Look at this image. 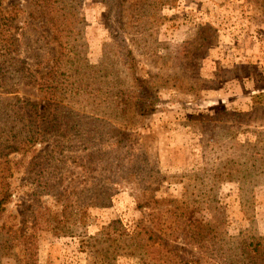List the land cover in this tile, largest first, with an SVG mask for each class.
I'll list each match as a JSON object with an SVG mask.
<instances>
[{
  "label": "rangeland",
  "instance_id": "obj_1",
  "mask_svg": "<svg viewBox=\"0 0 264 264\" xmlns=\"http://www.w3.org/2000/svg\"><path fill=\"white\" fill-rule=\"evenodd\" d=\"M118 2L78 0L56 27L29 16L31 0H0L9 48L34 73L19 81L9 65L0 127L18 120L16 98L45 106L36 83L56 58L71 73L50 139L0 156V195L13 192L0 221L30 233L36 208L41 222L85 219L75 233L34 229L35 264H102L106 250L113 264H153L127 254L120 230L168 232V209L184 206L206 225L199 243L172 241L188 264H238L264 243V0H123L120 22ZM12 251L0 264H20Z\"/></svg>",
  "mask_w": 264,
  "mask_h": 264
},
{
  "label": "trees",
  "instance_id": "obj_2",
  "mask_svg": "<svg viewBox=\"0 0 264 264\" xmlns=\"http://www.w3.org/2000/svg\"><path fill=\"white\" fill-rule=\"evenodd\" d=\"M78 0H31L32 8L29 11V16L37 19H41L49 26H57L64 20L66 15L65 11H70L71 7H74ZM123 0L118 2V21L120 22V11ZM1 10V9H0ZM4 12H9L7 15L0 13V86L2 91L0 94H6L12 92L7 90L4 85V81L8 79L9 65L12 63L11 77L18 78L19 81H28L31 76L34 75L27 60L23 57H18L14 54L16 50L10 49L9 40L11 38L10 22L14 19V14L11 16L12 11L4 9ZM125 59L128 67L134 70L133 55L130 50H124ZM58 61V58H56ZM52 62L51 67L48 70L42 71L37 81V88L43 93L44 102L46 103L43 108H39L41 102H32L23 100L20 98L15 99L16 108L19 111L18 120L11 123H7L6 128L0 127V156L6 158V162H10L8 154L11 151L17 149L18 144H34L35 142H42L50 139L47 132L52 126L59 121L60 107H62V101L65 98V93L68 90H64V83L70 79L71 73L61 70L62 66L57 62ZM72 70H76L77 66L74 65ZM136 75V74H135ZM139 79L137 76L135 80ZM33 80H36L34 78ZM72 83V82H70ZM142 90L149 92V87L144 82L141 83ZM145 97H149L148 94H144ZM11 116V115H10ZM125 132H120L118 135V141L123 140L122 135ZM8 149V150H7ZM5 177V174H4ZM48 186V185H45ZM53 185H51L52 187ZM46 188V187H44ZM57 193V192H56ZM13 192L10 190V183L8 182L6 188H3L0 195V218L6 210V205L11 201ZM155 203H165L164 200H155ZM154 209L158 210L155 206ZM183 211L175 213L173 208H169L170 215L176 217V221H171L168 226L169 231L163 232V229L157 230L154 227L146 228L142 224L139 225L137 232H127L125 229H121L119 242L123 241L126 246V252L129 255L138 254L143 259L142 263L147 259L151 260L153 264H188L189 257L185 258L186 254H180L178 246L172 241L179 237V232L182 234L189 233L186 240L187 242L199 243L206 236L202 237L198 229L201 226H206L204 223L193 217V213H189V208L182 206ZM51 213V209H47ZM36 213L32 219L33 228L37 229L38 226L44 222V228L48 229H62L68 233H75L79 231L85 224V219H72L70 225L66 226L67 216L69 213L64 211L61 215L65 220L58 217L57 212L45 217L41 222V216L43 211L40 208H36ZM77 211L82 213V207L79 206ZM40 213V214H39ZM174 218V217H173ZM113 227V225L111 226ZM32 232L27 233L23 227L15 228L13 224H6L4 221H0V261L2 257L9 256L13 251V247L20 246L23 251V258H20V264H35L34 257V244ZM105 234L109 237L108 241H113L111 234L108 233L109 229L105 228ZM207 230V228H206ZM124 245L121 248L124 249ZM112 253L116 254L117 250H112ZM102 264H113L110 262L109 250L101 253ZM94 264V263H93ZM238 264H264V243L261 241L248 242L245 248L239 250Z\"/></svg>",
  "mask_w": 264,
  "mask_h": 264
}]
</instances>
